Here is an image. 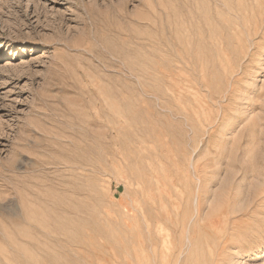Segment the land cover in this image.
I'll return each mask as SVG.
<instances>
[{
	"label": "rangeland",
	"instance_id": "374dc122",
	"mask_svg": "<svg viewBox=\"0 0 264 264\" xmlns=\"http://www.w3.org/2000/svg\"><path fill=\"white\" fill-rule=\"evenodd\" d=\"M0 264H264V0H0Z\"/></svg>",
	"mask_w": 264,
	"mask_h": 264
}]
</instances>
